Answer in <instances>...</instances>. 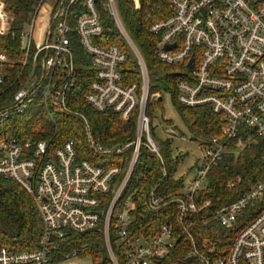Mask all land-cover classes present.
Here are the masks:
<instances>
[{"label": "built area", "instance_id": "2783aa9c", "mask_svg": "<svg viewBox=\"0 0 264 264\" xmlns=\"http://www.w3.org/2000/svg\"><path fill=\"white\" fill-rule=\"evenodd\" d=\"M99 1L57 0L47 15L39 14L42 1L39 2L31 23L20 33L24 59L15 82H9L10 60L0 49V95L17 87L16 81L20 82L0 102V123L32 106L45 108L53 121L55 112L72 111L67 96L78 84L79 61L74 49L78 42L89 57L88 67L94 73L85 101L100 112L115 111L123 122L133 113L137 114L134 139L108 147L99 143L88 127L91 146L102 156L121 157L126 152L129 156L119 164H95L89 159H79L74 140L60 146H54L52 139L0 140V175L16 181L30 193L43 222L40 245L35 250H12L0 241V264H58L53 262L51 254L55 237L62 238L68 229L96 228L103 229L114 264H121L110 240L111 220L141 147L154 153L164 165L161 146L152 134L147 113L150 99L147 63L121 21L117 0H107L105 5L116 17L141 72V82L126 83L121 67L128 58L127 53L116 44L105 46L97 42L104 32ZM169 2L174 13L154 23L151 31L161 35L157 50L160 60L186 67L181 70L185 78L177 84L178 101L190 107L209 104L223 119L222 137L214 136L202 146L199 164L189 178L185 193L174 198L178 202V220L187 227L192 224V215L211 203L199 205L198 194L206 188L208 173L226 151V144L236 138L248 141L254 135L264 137V0ZM13 20L6 4L0 0V35H17ZM173 44L174 47L165 48ZM191 58L192 66L189 65ZM82 117L88 124L86 117ZM163 130L166 136L176 133L168 124ZM110 192L112 197L104 203V196ZM262 199L264 180L222 206L214 217L230 227L248 206ZM164 203L153 189L148 197L149 206L156 210ZM132 208L134 204L126 202L116 212L124 264H154L156 258L175 245L174 228L163 224L150 238L131 239L129 211ZM191 255L199 257L204 264H264V208L236 234L228 251L218 254L213 240L205 244V250L194 244ZM64 256V261L79 258L76 251Z\"/></svg>", "mask_w": 264, "mask_h": 264}, {"label": "trees", "instance_id": "16d2710c", "mask_svg": "<svg viewBox=\"0 0 264 264\" xmlns=\"http://www.w3.org/2000/svg\"><path fill=\"white\" fill-rule=\"evenodd\" d=\"M13 16V29L16 36L0 35V49L8 56V79L11 83L22 69L24 49L20 45V33L27 27L35 14V7L42 0H1ZM123 22L148 66L150 77V99L148 116L151 119V131L159 141L164 165L161 160L146 147H141L138 161L126 186L124 194L117 204L110 227V240L113 251L119 262L124 264L123 248L117 232L116 212L121 204H134L129 211L132 222L129 225V237L150 238L156 234L163 224L174 228L175 245L165 254L155 259L154 264H204L199 257L191 255L194 244L205 250V244L213 240L217 243V253L232 247L236 234L252 220L263 208L264 199L255 205L248 206L238 220L230 227L224 226L214 214L225 204L240 198L246 191L264 180V137L254 135L250 140L236 138L226 144V151L208 173V183L201 190L198 204L210 201V205L191 217L192 224L182 225L179 218L178 202L174 198L184 194L190 176L195 172L200 158L187 168L184 174L178 170L185 158L184 153L176 152L174 137L176 134L160 137L154 120L157 109L163 108L166 94H169L183 120L188 126L192 139L201 146L207 144L214 136L222 137V115L215 112L209 104L195 107L186 106L178 101V81L185 78L181 70L186 67L180 64H167L160 60L157 50L161 44V35L151 31L154 23L169 18L173 13L169 0H141L136 8L134 0H117ZM107 0H100L98 8L104 32L97 42L101 45L116 44L124 50L128 58L121 71L126 83L141 82V72L136 55L130 48L127 39L118 27L110 9L105 5ZM81 47L75 42L74 49ZM82 48V47H81ZM84 51V50H83ZM79 78L77 86L68 92L67 102L77 112H56L55 122L42 107L32 106L25 112L16 114L0 123V140L15 137L20 141L52 139L54 146L65 141L74 140L79 159H89L93 163L119 164L126 161L129 152L123 156H101L88 142V126L79 113L86 115L89 127L92 128L97 141L112 147L126 143L135 138L137 114L123 122L113 110L100 112L85 101V93L89 89L94 73L88 65H80L83 58H78ZM17 87L20 82L16 83ZM16 86L0 95V102L8 98ZM165 124L172 125L180 135L183 132L174 121L162 114ZM175 135V136H174ZM108 158V159H107ZM123 173V172H122ZM122 175V174H121ZM121 175L117 176L120 178ZM233 184V185H232ZM165 202L159 209L153 210L148 204L150 192ZM112 197V193L104 196V203ZM205 221V222H204ZM189 231V232H188ZM43 222L38 208L30 193L16 181L0 175V241L12 250H35L40 245ZM194 239L191 238V235ZM52 249V260L62 263L65 253L76 251L79 258H86L87 264H114L106 246L102 228L86 231L68 229L65 235L55 237Z\"/></svg>", "mask_w": 264, "mask_h": 264}, {"label": "rangeland", "instance_id": "374dc122", "mask_svg": "<svg viewBox=\"0 0 264 264\" xmlns=\"http://www.w3.org/2000/svg\"><path fill=\"white\" fill-rule=\"evenodd\" d=\"M134 2H135L136 8H139L141 6V0H134ZM56 3H57V0H42V2L40 4V12H39V14L40 15H47V14H49L50 11H51L52 6H54ZM116 6H117V9H118V14H119L120 13V10H119V7H118V1H116ZM120 18H121V21L123 22V19L121 17V14H120ZM114 19L116 20V17H114ZM123 24H124V22H123ZM124 27H125L126 31L128 32L125 24H124ZM128 34H129V32H128ZM129 36H130V34H129ZM130 38H131V36H130ZM130 48H131V46H130ZM132 51H133V49H132ZM75 56L77 58H83L85 60L84 61L85 65H88L87 62H86L87 55L83 51V49L81 47H79V49H76ZM25 72H27V71L25 70ZM15 80L12 81V82H15ZM149 80H150V77H149ZM17 82H19V81H16V83ZM149 83H150V81H149ZM69 108H70V106H69ZM69 113H71V114L72 113L77 114V112H75L74 110L70 111ZM156 113H157V117L154 120V123L157 125V131H158V135L160 137H162V138L163 137H166V134L164 133V130H163L164 126L166 125L164 123L163 119H162V114L163 113L165 114V116L167 118L172 119L174 121L175 125H177L180 128V130L183 132V134L180 135V132L178 133L177 130L175 129L176 130V133L175 134L177 136L174 135L175 136L174 137V139H175L174 140V148H175V151L176 152H180V153L186 154L185 155V158L181 162V164L179 166V170H178V174L179 175L184 174L187 171V168L189 166L193 165L194 162L196 161V159H198L201 156V154H202V146L200 145V143L198 141L192 139V134H191L188 126L186 125L185 121L183 120V118H182L179 110L174 105V103L172 101V98H171V96L169 94H166L165 97H164L163 108H158ZM78 114H80L81 117H82V114L81 113L78 112ZM48 115H49V113H48ZM54 116H55V114H54ZM84 117H86V120L88 122V124L87 123L86 124L89 127V120H88V118H87L86 115H84ZM55 118H56V116H55ZM83 120L85 121L84 118H83ZM53 122H55V121H53ZM89 128L91 129V132L94 134L92 128L91 127H89ZM94 136H95V134H94ZM87 137H88V142H89V144L91 146L89 136H87ZM95 139L97 140L96 137H95ZM91 148H92V146H91ZM105 162H108V161L105 160ZM105 241H106V238H105ZM106 246L108 248L107 242H106ZM87 262H88V260L86 258H74V259H70V260H67V261H63L62 264H87Z\"/></svg>", "mask_w": 264, "mask_h": 264}, {"label": "water", "instance_id": "95a60500", "mask_svg": "<svg viewBox=\"0 0 264 264\" xmlns=\"http://www.w3.org/2000/svg\"><path fill=\"white\" fill-rule=\"evenodd\" d=\"M174 46H175V44H173V45H166L165 48H172V47H174ZM192 64H193V58H191V60H190V62H189V65H190V66H192Z\"/></svg>", "mask_w": 264, "mask_h": 264}]
</instances>
